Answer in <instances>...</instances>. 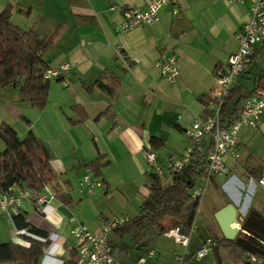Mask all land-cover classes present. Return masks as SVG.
I'll return each instance as SVG.
<instances>
[{"label":"crops","instance_id":"0c3cea01","mask_svg":"<svg viewBox=\"0 0 264 264\" xmlns=\"http://www.w3.org/2000/svg\"><path fill=\"white\" fill-rule=\"evenodd\" d=\"M148 1L0 0V12L8 5L12 7L10 21L15 27L32 30L44 40L40 58L48 67L69 65L61 78L50 81L42 110L22 100L16 89H0V123L12 127L19 138L31 131L45 144L63 194L39 212L27 202L20 209L24 222L47 236L48 246L39 264H60L69 259L73 247L69 230L77 225L95 231L113 219L131 220L139 215V206L149 193L145 182L150 172L145 157L149 139L163 141L159 149H152L159 166L192 147L185 131L203 113L204 106L197 98L211 92L215 71L236 50V34L246 23L251 7L247 0H173L160 9L157 23L127 31L117 29L128 11H142ZM262 48L256 46L253 57ZM163 55L177 58L178 75L172 83L160 77L155 65ZM250 64L251 60L231 88H240L238 80ZM203 144L207 148L208 140ZM3 149L0 142V152ZM96 159L102 164L98 177L86 167ZM261 164L248 169L239 156L235 163L227 162L228 176H213L207 181L216 184L218 178L221 188L229 190L236 179L232 174L239 173L247 183L252 172L259 174ZM88 171L91 180L101 184L90 194L80 192ZM248 187L253 189L252 196L255 186ZM242 197L234 201L226 195L212 214L230 203L241 222L248 208ZM211 218L204 222L216 235L205 238L222 237ZM141 234H111L117 261L124 264L116 254L135 251L128 256L130 264L140 258L157 263H210L208 255L195 258L206 240L198 230L192 239L190 236L188 255L181 262L176 257L183 249L170 238L152 232ZM23 236L35 238L12 217L0 216V244L27 245ZM166 240L179 248L167 247ZM151 251L153 255L148 254Z\"/></svg>","mask_w":264,"mask_h":264},{"label":"trees","instance_id":"16d2710c","mask_svg":"<svg viewBox=\"0 0 264 264\" xmlns=\"http://www.w3.org/2000/svg\"><path fill=\"white\" fill-rule=\"evenodd\" d=\"M11 13L10 5L0 12V89H16L22 100L31 107L42 110L50 85V81L43 79V71L48 65L40 58L44 40L38 38L32 30L24 31L15 27L10 21ZM254 51L255 48L249 61L253 58ZM257 89L264 90V75L254 81L250 91L241 93L237 87L229 90L220 108L222 126L228 127L236 121L242 102ZM197 100L204 106L200 117L205 118L209 114L207 108L211 102L210 96L201 95ZM78 122H82V119ZM0 142L4 146L0 152V194L7 193L13 185L37 191L50 186L56 197L62 198L56 174L50 164L49 151L41 140L31 131L19 138L12 127L0 123ZM203 143L202 141L192 147L188 164L169 183L164 185L157 174L146 173L145 182L149 193L139 206V215L115 227L109 235L112 256L110 236L113 233L126 232L136 237L143 235L141 232L144 231V234L152 232L161 235L174 227H178L182 234L189 232L199 207V202L190 198L189 191L198 181L213 177L208 176L206 168L211 144L205 148ZM162 145V140L154 137L149 139L151 151ZM101 165L96 159L88 162L86 167L94 177H98ZM182 175L187 178L188 184L181 180ZM258 175L256 171L251 173L253 178ZM12 218L17 226L26 229L35 238L23 236L27 245L13 242L0 244V264H39L43 251L48 246L45 232L28 226L20 213ZM240 225L241 230L233 240L228 241L222 237L212 239L215 245H222L218 247L219 258L224 252L232 264H264V214L249 208ZM75 258L76 253L72 248L69 259L63 261V264H73Z\"/></svg>","mask_w":264,"mask_h":264},{"label":"built area","instance_id":"2783aa9c","mask_svg":"<svg viewBox=\"0 0 264 264\" xmlns=\"http://www.w3.org/2000/svg\"><path fill=\"white\" fill-rule=\"evenodd\" d=\"M242 2L245 0H229ZM250 2V14L241 30L236 34L237 47L231 53L224 65L215 71V84L209 93L211 102L208 106L209 114L205 118H196L191 126L185 131V135L191 141L192 147L208 140L211 150L206 158V168L208 176L226 177L229 175L227 162L235 163L239 159L238 142L241 128H257L262 117H264V90L257 89L252 95L247 97L241 105L237 119L228 127H224L220 122L221 104L231 89L234 80L242 74L247 67L248 58L256 46L264 45V0H247ZM173 0H149L142 11H128L123 21L117 26L121 31H127L139 26H149L159 20V11ZM176 12V11H174ZM156 68L159 75L168 83L174 82L178 75V64L175 55H163L156 61ZM69 70V65L63 63L57 68L47 67L43 71V79L52 81L61 78ZM192 147L186 148L177 157L168 159L163 166L156 163L155 153L150 149L145 150V157L150 172L157 174L163 184L169 183L172 177L179 174L190 159ZM203 179L200 182H206ZM249 185L258 186L264 189V162H262L257 178L248 177ZM82 188L80 192L90 194L95 187H100L99 182L91 180L90 171L82 178ZM204 184H196L189 191V196L193 201L200 204L204 195ZM56 200L54 190L50 186H44L41 190L28 188H18L15 185L7 193L0 194V216L12 217L17 215L23 203L27 202L34 206L39 212L42 208ZM123 218L113 219L95 231H89L82 225H77L69 230V237L72 241V248L75 250L76 258L73 264H119L110 254L109 235L111 231L123 224ZM193 230V225L187 234H182L178 227H174L163 233V236L170 238L174 243L181 246L183 253L177 256L176 260L188 255L187 247L189 236ZM214 242L211 238L205 240L204 244L195 252V258L201 259L209 249H212ZM153 255V252H149ZM252 261H254L252 259ZM63 264V262H60ZM136 264H144V259L140 258ZM260 264V263H256Z\"/></svg>","mask_w":264,"mask_h":264},{"label":"rangeland","instance_id":"374dc122","mask_svg":"<svg viewBox=\"0 0 264 264\" xmlns=\"http://www.w3.org/2000/svg\"><path fill=\"white\" fill-rule=\"evenodd\" d=\"M261 75H264V48H262V51L259 55L251 59V64L247 68V71L238 80L240 85L239 89L242 91L241 93L250 91V89L254 85V81L259 79ZM262 119H264V117H262ZM240 135V160L243 162L244 166L247 167L261 164V162L264 161V134H262L258 129L245 127L241 129ZM247 168L250 169L251 167ZM232 175H234L236 179L231 181L229 190L221 188V183L219 181L220 179L218 178L215 180L216 184L212 183L211 181H206L203 183L198 181V183L204 184L205 188L204 195L201 198L202 201L199 204L200 206L198 207V212L196 213L194 219V233L198 230L203 234L204 239H206V236L214 237L213 235H216V232H214L215 230H210V228L206 227L204 220L212 219L211 216L213 217L214 215L212 214L213 209H215L219 205V203L226 197V195L231 197V199H234V201L239 199L240 196H243L241 199L243 201V204H247L246 208H248L246 210L256 207L262 214H264V191L255 186L254 194L251 196L250 192H252L253 189L252 187L248 186L253 185L247 184L243 176H241L237 172ZM245 188H247V190H245ZM194 233H191L190 239H192ZM126 241L128 240L126 239ZM164 244L167 245V247L169 246L170 248H179L177 246L173 247V243L169 240L164 241ZM133 254H136L135 251L129 254H116V256H118L120 260H123L124 264H128V262L130 264L132 260H130L128 256ZM206 255H208V258L210 259L209 264H232L231 260L225 255L224 252L221 253V262L219 263L217 262L212 249H209ZM143 259L144 264H178L170 263L167 260H165L167 263H157L153 260L146 261V258ZM187 263L194 264V261H189Z\"/></svg>","mask_w":264,"mask_h":264},{"label":"water","instance_id":"95a60500","mask_svg":"<svg viewBox=\"0 0 264 264\" xmlns=\"http://www.w3.org/2000/svg\"><path fill=\"white\" fill-rule=\"evenodd\" d=\"M258 129L264 134V122L259 125ZM180 178L185 184H188V180L185 176L182 175ZM213 218L220 230L222 238L225 240H233L241 230L239 218H237V210L233 204L229 203L216 211ZM212 252L219 263L220 258L217 245L213 246Z\"/></svg>","mask_w":264,"mask_h":264}]
</instances>
